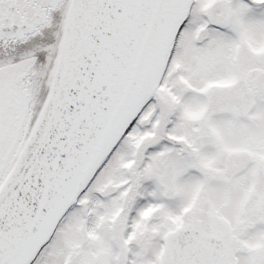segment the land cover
I'll return each instance as SVG.
<instances>
[{"label":"snow or ice","instance_id":"obj_1","mask_svg":"<svg viewBox=\"0 0 264 264\" xmlns=\"http://www.w3.org/2000/svg\"><path fill=\"white\" fill-rule=\"evenodd\" d=\"M0 264H264V0H0Z\"/></svg>","mask_w":264,"mask_h":264}]
</instances>
